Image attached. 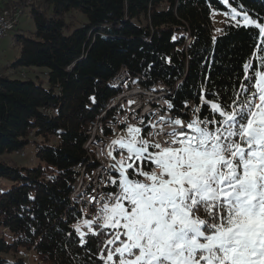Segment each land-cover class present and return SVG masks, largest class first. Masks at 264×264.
Wrapping results in <instances>:
<instances>
[{"label":"trees","instance_id":"trees-1","mask_svg":"<svg viewBox=\"0 0 264 264\" xmlns=\"http://www.w3.org/2000/svg\"><path fill=\"white\" fill-rule=\"evenodd\" d=\"M231 7L264 23V0H0V15H28L35 27L25 32L15 20L18 55L0 72V180L11 183L0 195V264H32L29 253L33 264H102L98 238L81 247L73 229L83 221L72 201L76 168H93L88 125L119 94L110 83L123 68L145 87L170 88L177 114L185 99L198 103L201 84L228 89L225 100L239 91L243 65L251 58L258 66L264 50L255 47L258 29L242 16L235 26ZM33 68L45 69L47 85L8 73ZM30 147L36 166L5 160L26 158Z\"/></svg>","mask_w":264,"mask_h":264},{"label":"snow or ice","instance_id":"snow-or-ice-1","mask_svg":"<svg viewBox=\"0 0 264 264\" xmlns=\"http://www.w3.org/2000/svg\"><path fill=\"white\" fill-rule=\"evenodd\" d=\"M230 11L236 27L242 16L258 29L264 50V23ZM256 60L227 100L228 89L201 84L198 103L183 102L190 117L161 114L154 132L125 126L108 145L111 191L92 197L94 218L73 226L81 247L97 237L102 264H264V56Z\"/></svg>","mask_w":264,"mask_h":264},{"label":"bare ground","instance_id":"bare-ground-1","mask_svg":"<svg viewBox=\"0 0 264 264\" xmlns=\"http://www.w3.org/2000/svg\"><path fill=\"white\" fill-rule=\"evenodd\" d=\"M9 19H14V18L13 16L9 15ZM8 33L4 35L3 38H5L8 35ZM125 71H127V76L126 74H124ZM110 84L113 88L119 90L118 95L124 94V92L129 86L145 87L138 80H136L132 76L130 71L126 68H123L114 77V79L111 80ZM148 88H154V92H150V90L148 89H134L132 90V97H121L120 101H116L115 104L113 100L108 111L104 112L102 115L96 117L93 121H91L90 125H88L89 127L87 130V135L89 136L88 143H90V144L87 143V147L95 146V145L100 146L101 140H104L106 128H110V125L114 121V115H117L121 110H126L127 107L133 106V98H150V106H147L145 108V113L141 114V121H143L144 123L154 122V124H159V116L161 114H163L166 117L169 116L167 115L168 112H172L173 110L168 109L167 105H165V103H162V101L168 100L170 88H168L167 86L162 87L161 85L149 86ZM155 107H157L156 115H155ZM93 126H94V130L92 131ZM142 127L147 128V130L149 131V125H142ZM91 131L92 133H90ZM145 136L150 140H152L153 138V136H147V133H145ZM90 151L93 153L92 150ZM117 158H119V155H117ZM92 162L93 164L90 165L93 166L92 169L91 168L89 169L87 167L85 168L78 167L77 169V173H78L77 186H76L77 188H76V192L75 193L73 192L72 195V201L77 206V208H83L84 206L92 205L88 203L86 204V202H83V199L82 200L78 199L80 197H83V195L85 194L89 196L91 194V191L94 190V188L96 187L95 178H89L91 173L95 170L94 165L96 161L93 158H92ZM106 169L107 167H104V175H106ZM84 177H86V179H83Z\"/></svg>","mask_w":264,"mask_h":264},{"label":"built area","instance_id":"built-area-1","mask_svg":"<svg viewBox=\"0 0 264 264\" xmlns=\"http://www.w3.org/2000/svg\"><path fill=\"white\" fill-rule=\"evenodd\" d=\"M18 19H9V12H4L0 15V39L3 38L4 35H6L8 32L13 31L14 29V21ZM127 76V71H125ZM157 85H164L163 83H157ZM134 89H148L150 92H154V88H148V87H139V86H129L124 94L117 95L114 99V104L116 101H120L121 97H132V90ZM165 101H162L164 103ZM166 105V104H165ZM190 106H192L189 103ZM147 106H150V98H133V106L127 107L126 110H121L117 115H114V121L110 125V128H106L105 130V137L104 140H101L99 149L96 152V163H95V170L91 173L89 178H95L96 180V187L94 188L93 193H91L88 198L96 197L97 200L100 198V196H103L106 194V192L111 191L110 188H106L105 185L107 183L104 175V167H108L113 161L108 157V145L111 143L113 139H116L124 134V129L127 124L141 126V114L145 113V108ZM156 108L155 107V115H156ZM188 112V115L190 117L191 113L188 109L183 110V113ZM103 114V113H101ZM178 115L175 112H168L167 115ZM154 115V118H155ZM96 122V121H95ZM150 124L152 123H143V125H149V131H155L154 129H151ZM94 130V126L92 127V131ZM153 140H156L155 135H153ZM89 141V140H88ZM87 148V144H86ZM25 157V154H23ZM78 167L76 168L77 172ZM94 205L91 206H84V208H77L84 219H93L94 218V212H93ZM26 258L30 259L29 254H26Z\"/></svg>","mask_w":264,"mask_h":264},{"label":"rangeland","instance_id":"rangeland-1","mask_svg":"<svg viewBox=\"0 0 264 264\" xmlns=\"http://www.w3.org/2000/svg\"><path fill=\"white\" fill-rule=\"evenodd\" d=\"M19 17H20V15L18 17H16V19H18L16 23H18ZM223 21H224V19H223L221 13H219V12L213 13L212 24L214 27V32H217V29H221V27L223 25ZM19 29H22L23 31L28 32V33L33 32L35 30L33 21L28 15H24L20 19ZM13 35H14V32L11 31L8 33V35L5 38L0 39V72H4L5 71L4 66L6 64L13 63V61L15 60V58L18 55L17 50L13 49V47H12ZM8 73L11 74L13 77L33 78L35 80H37V76H38V78L40 79V81L43 82L44 85H47V83H48V78H47L46 71L44 68H33L32 70L27 71L26 73H23V74L22 73L18 74L17 72L11 71V70H9ZM194 105H196L195 102H193L192 106H194ZM90 133H92V131ZM152 140H153V138H152ZM88 144H90V143H88ZM88 147L90 148V150L93 151V159L96 161V152L99 149V146L95 145V146H88ZM23 153L21 154V156H18L15 154L13 157H6L5 160L11 161L13 163L16 162L17 164H20L23 166H28V167H33V166H36L38 164V161L36 160V157L34 155V149L32 147L25 150L27 157L24 159H23V157H24ZM83 179H86V177H84ZM89 181H90V179H89ZM10 188H11V183L9 181H7L5 179L0 180V195L2 193H4L5 191H8ZM76 188H75L74 193L76 192ZM93 191L94 190H92L91 193H93ZM85 195H83V197H80L78 199L79 200L83 199V202H86V204L87 203L90 204L89 201L91 198H87L88 196L87 195L85 196ZM79 224L82 225V221ZM82 230L87 232L86 228L82 227ZM29 256H30L31 263L33 264L35 261V257L31 253H29Z\"/></svg>","mask_w":264,"mask_h":264}]
</instances>
